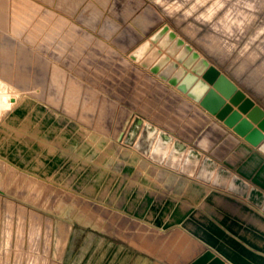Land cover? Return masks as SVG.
Listing matches in <instances>:
<instances>
[{
  "label": "rangeland",
  "instance_id": "rangeland-1",
  "mask_svg": "<svg viewBox=\"0 0 264 264\" xmlns=\"http://www.w3.org/2000/svg\"><path fill=\"white\" fill-rule=\"evenodd\" d=\"M164 22L264 108V0H0V264H116L91 231L186 260L147 219L185 183L152 158L147 125L184 144L170 124L187 107L167 119L177 98L128 56ZM204 120L193 111L180 132Z\"/></svg>",
  "mask_w": 264,
  "mask_h": 264
},
{
  "label": "crops",
  "instance_id": "crops-1",
  "mask_svg": "<svg viewBox=\"0 0 264 264\" xmlns=\"http://www.w3.org/2000/svg\"><path fill=\"white\" fill-rule=\"evenodd\" d=\"M110 18L102 29L106 27L108 31L114 30L116 22L112 15ZM145 73L159 94L174 96L178 100L176 107L168 111L167 119L180 104L187 107L176 123L170 124L171 133L175 128L173 135L183 141L185 147L194 150L198 156L201 154L211 157L217 164L221 163V167L229 170L231 176L237 175L248 183L247 189L239 193L219 187L218 185H228L214 180L188 178L184 176L185 173H178V178H185L184 185L176 187L173 193H162L159 206H155L160 211H151L147 219L152 224L159 223L166 229H173L168 234L172 235V240L181 245V250L185 252L186 260L182 264H188L206 248L211 249L228 264H264V153L185 93L148 69ZM167 105L164 103V107ZM193 111L204 116L205 120L191 136L184 135L180 128ZM213 126L220 127L223 132L218 135L211 132ZM203 135L207 136L206 146L200 142ZM230 136L235 141L225 149L223 143ZM218 149L222 152L217 153ZM212 181L218 185H214ZM252 188L262 193V202L250 197L249 190ZM91 234L116 244V264H170L131 242L125 245L122 241L96 231H91ZM186 236L187 241L182 242Z\"/></svg>",
  "mask_w": 264,
  "mask_h": 264
},
{
  "label": "water",
  "instance_id": "water-1",
  "mask_svg": "<svg viewBox=\"0 0 264 264\" xmlns=\"http://www.w3.org/2000/svg\"><path fill=\"white\" fill-rule=\"evenodd\" d=\"M128 56L198 102L205 110L231 127L238 135L244 136L248 142L258 146L264 153V108L247 96L234 80L166 22L132 48ZM232 105H238L239 109L247 112L248 116L258 122V126L262 128L258 138L252 133L247 134L242 122L236 123L241 116L236 111L230 113L233 110ZM188 264L228 263L206 248Z\"/></svg>",
  "mask_w": 264,
  "mask_h": 264
},
{
  "label": "bare ground",
  "instance_id": "bare-ground-1",
  "mask_svg": "<svg viewBox=\"0 0 264 264\" xmlns=\"http://www.w3.org/2000/svg\"><path fill=\"white\" fill-rule=\"evenodd\" d=\"M246 95L249 96L247 93ZM232 109L233 110L230 113L236 111L241 116L237 119L236 123L242 122L244 129L247 131L246 133H252L256 138H258L262 133V128L258 126V122L248 116L247 112H243L239 109L238 105H232ZM234 116H236L235 113ZM147 126L149 132L148 138H155L150 148V154L157 162L165 161V163L170 167H179L182 173L189 176H195L197 179L204 181H217L222 185H228L231 189L239 193H242L247 189L248 183L245 180L237 175L231 176L230 171L227 169L219 170L217 168L216 161L211 157L205 156V158L201 159L193 150L185 147L183 143L176 141L171 135L165 132L161 133L159 129L150 124ZM133 134L134 130L132 136ZM249 193L253 200L262 202L261 200L263 199V195L261 192L252 188L249 190Z\"/></svg>",
  "mask_w": 264,
  "mask_h": 264
}]
</instances>
